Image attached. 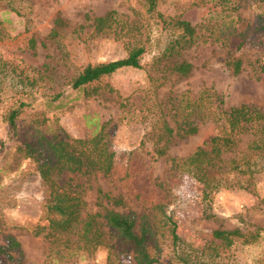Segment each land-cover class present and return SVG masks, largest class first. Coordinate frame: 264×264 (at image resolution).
Returning <instances> with one entry per match:
<instances>
[{"label": "rangeland", "instance_id": "374dc122", "mask_svg": "<svg viewBox=\"0 0 264 264\" xmlns=\"http://www.w3.org/2000/svg\"><path fill=\"white\" fill-rule=\"evenodd\" d=\"M251 1L242 0L240 10L233 13L202 0H157L154 10L143 0H0V264H140L130 246L108 227L106 240L92 251L79 249L78 243L55 241L50 234L45 187L25 143L84 138L97 121L107 125L117 169L84 186V214L134 211L150 216L158 228L164 223L162 210L171 215L180 240L174 243L167 227H162L163 234L151 239V251L159 257L152 264H264V170L253 190L208 191L185 167L172 177L173 158L189 156L218 130L211 119L199 121L198 132L175 134L161 156L155 152V116L148 110L151 103L162 105L177 131L186 119L173 107L181 100L185 105L188 97L202 96L206 103L212 98L214 108L217 94L226 109L242 103L264 109V31L254 30ZM113 9L118 21L109 32H97L90 17ZM59 15L67 24L51 38ZM173 18L197 27L195 42L181 56L194 69L187 77L172 74L156 89L162 79L151 80L150 73H157L155 68L164 67L166 60L154 65L153 59L177 31ZM121 27L144 33L143 67H124L86 88L72 87L71 78L83 65L128 55L129 46L114 32ZM226 37L234 44H225ZM231 56L242 59L239 73L226 65ZM58 92L61 96L54 98ZM20 97L32 104L19 115L13 133L4 114ZM248 137L243 136L240 149H246ZM126 174L128 185L121 182ZM160 180L167 183V190L156 185ZM98 189L108 196H99ZM120 195L122 205L117 202ZM160 200L165 201L162 208L150 204ZM39 226L44 229L36 233ZM218 228H239L248 240L241 237L220 245L214 237ZM8 235L19 240L21 252L8 246Z\"/></svg>", "mask_w": 264, "mask_h": 264}, {"label": "trees", "instance_id": "16d2710c", "mask_svg": "<svg viewBox=\"0 0 264 264\" xmlns=\"http://www.w3.org/2000/svg\"><path fill=\"white\" fill-rule=\"evenodd\" d=\"M145 5L154 10L157 0H143ZM212 1L222 9H230L233 13L240 10L242 0H202V2ZM251 7L256 18L252 23L254 30L264 31V0H252ZM251 1V2H252ZM115 9L106 12L102 16L90 17L97 32L107 33L118 21ZM239 15V13H238ZM176 30L164 43L161 54L155 56L154 65L166 60L164 67L155 68L157 73H150V79H162L156 85V89L162 86L172 74L187 77L192 74L194 65L191 61L181 58L183 50L192 45L197 38V27L189 20L173 18ZM171 19V21H173ZM67 24L64 18L59 15L55 19V26L50 34L51 38L59 36V30ZM117 38H120L129 46L127 56L115 60L102 61L98 63H87L82 66L79 72L71 78L72 87L86 88L90 83L99 81L105 76L111 75L115 71L124 67L142 68V55L147 51L146 41L143 32L114 31ZM148 36L146 37V40ZM231 37H226L225 44L231 45ZM243 42L238 45L242 48ZM226 65L235 73H239L243 68L242 59L239 56L227 57ZM152 67V65H151ZM62 92L56 93L54 98L60 97ZM218 104L212 108L213 99L209 103L203 97L191 100L190 97L181 100L174 105L177 113L185 117L186 122L176 129L171 126L165 108L156 103H151L148 110L152 111L155 152L158 155H165L169 146V141L175 134L185 136L198 132L199 121L211 119L217 133L205 140L202 145L185 158H173L171 166L172 177L182 168L188 170L203 184L208 191L217 190L222 187H239L253 190L257 183L259 174L264 170V109L257 108L246 103L231 106L226 109L221 103L223 99L220 95ZM32 103L20 97L17 103L11 105L4 114L10 132L16 133L18 129L17 119L24 111L25 106ZM157 109L154 110V107ZM95 128L91 134L84 138H48L39 139L36 143L28 145L25 143V150L28 151L30 159L36 163V168L40 173L42 183L45 187V204L50 218V234L55 235V241L59 240L64 244L78 243V248L92 251L98 245H102L107 238L108 231L116 233L118 238L124 241L135 254V258L140 264H152L159 260V257L151 250V239L163 234L162 227H167L168 234L176 243L180 240L176 232L177 221L168 215L164 210L161 228L157 222L153 223L151 217L146 214H138L134 211L124 213L114 209H105L104 212L86 213L84 209L86 201L82 193L84 186L95 176H110L116 172L117 161L116 151L112 149L109 133L106 131V123H93ZM244 135H249L245 150L240 149L239 143ZM45 138V137H44ZM121 182L129 184L128 174L121 177ZM156 185L167 190V183L160 180ZM99 196L107 197L108 194L98 189ZM136 199L141 200V193H137ZM119 204H124V199L120 195L117 198ZM154 205H153V204ZM152 207L161 208L165 201L160 200L150 202ZM162 220H159V222ZM36 233H40L43 226H39ZM160 230V231H158ZM254 231L249 233L252 235ZM257 235L260 234L255 230ZM49 234V235H50ZM48 235V234H47ZM48 235V236H49ZM215 239L221 240L220 245L228 246L238 238L248 240L246 233L241 229L214 230ZM253 237L256 236L253 234ZM8 246L21 252V243L15 237L7 236ZM214 243V241H212ZM22 264V263H20Z\"/></svg>", "mask_w": 264, "mask_h": 264}]
</instances>
